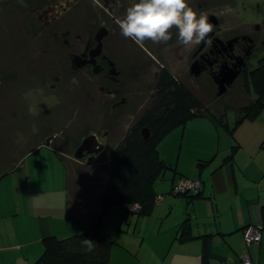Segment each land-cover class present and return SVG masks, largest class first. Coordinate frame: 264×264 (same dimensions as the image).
Returning a JSON list of instances; mask_svg holds the SVG:
<instances>
[{"label":"crops","instance_id":"0c3cea01","mask_svg":"<svg viewBox=\"0 0 264 264\" xmlns=\"http://www.w3.org/2000/svg\"><path fill=\"white\" fill-rule=\"evenodd\" d=\"M158 153L169 169L154 184L163 199L151 214L129 213L119 205L103 217L100 232L114 242L110 264H172L178 256L193 264H237L244 255L263 264L264 119L244 120L230 136L206 114L164 137ZM14 173L24 179L0 188L5 187L0 190V264H33L44 239L84 233L96 221L90 210L71 207L68 166L53 146L32 149L0 176V184ZM181 178L199 181L200 191L172 194ZM95 210L99 213L100 206ZM186 221L193 238L181 240ZM249 225L261 229L259 245L245 243L243 230Z\"/></svg>","mask_w":264,"mask_h":264},{"label":"rangeland","instance_id":"374dc122","mask_svg":"<svg viewBox=\"0 0 264 264\" xmlns=\"http://www.w3.org/2000/svg\"><path fill=\"white\" fill-rule=\"evenodd\" d=\"M28 1L32 8L33 2ZM188 3L208 17H216L218 24L214 25V32L221 40L235 35L251 36L257 52L249 60V69L257 67L258 61L264 57V0H188ZM61 20L64 22L52 29L41 28L37 23L33 26L35 18L21 0H0V69H4L11 59L13 93L24 95L23 108L19 106L18 114L13 117L9 147L6 148L3 135L0 141V176L19 164L35 147L53 146L68 166L70 205L78 212L90 210L89 215L97 216L95 208L108 177L107 166L112 154L128 129L154 101L162 71L189 91L207 114L230 127L242 115V110L256 100L243 75L219 97L211 75H191V58L199 45L185 47L179 44L175 29L167 44L146 41L141 48L123 37L117 26L113 29V38L107 41V47L113 56L120 58V64L132 76L133 87L124 94L127 103L115 105L111 96L97 89L102 77L91 75L88 70L71 72L67 60L69 48L61 42L67 32H70L68 39L85 38L95 32L90 27L92 23H89L85 9L74 6ZM255 25L259 26L258 30ZM118 33L122 42L114 37ZM44 37L48 39L42 42ZM56 37H59L58 42L53 39ZM78 47L83 52V44ZM134 61L137 70L132 69ZM52 76L60 77L61 81L55 82ZM39 81L43 87L37 90L34 85ZM25 97L30 103L28 107ZM259 117L264 119V111ZM34 120L42 123L37 133ZM90 131L98 136L106 132L107 139L104 136L99 138L105 143L103 151L90 159L74 158L72 148ZM52 134L61 135L62 139L50 146L46 140ZM23 179L21 173L7 175L1 179L0 188ZM0 190L4 192L5 187ZM111 224L112 220L106 225L109 230L104 231L107 234L112 233ZM113 227H117V222Z\"/></svg>","mask_w":264,"mask_h":264},{"label":"trees","instance_id":"16d2710c","mask_svg":"<svg viewBox=\"0 0 264 264\" xmlns=\"http://www.w3.org/2000/svg\"><path fill=\"white\" fill-rule=\"evenodd\" d=\"M243 76L256 100L242 110V115L231 129L224 122L217 121L229 131L230 136L242 121L255 120L264 111V57L255 69L245 71ZM206 114L207 111L189 91L162 71L154 101L128 129L108 163V179L99 198L100 211L96 221L89 224L84 233L65 239H44L43 253L33 264H110L114 242L100 232L104 215L112 207L135 203L141 206L140 211L132 212L125 207L126 211L140 216L150 215L156 200L154 184L169 169L159 156V143L176 128L184 127L189 121ZM143 129L147 130V137ZM180 233L181 240L193 238L187 221L181 225ZM84 237L96 242L94 251L84 250L81 243Z\"/></svg>","mask_w":264,"mask_h":264},{"label":"flooded vegetation","instance_id":"af4514ba","mask_svg":"<svg viewBox=\"0 0 264 264\" xmlns=\"http://www.w3.org/2000/svg\"><path fill=\"white\" fill-rule=\"evenodd\" d=\"M21 1L23 6L30 10L35 18V23L32 22V25L34 26L37 23L41 28L46 29H52L56 26L59 27V24L64 22L61 20L62 16L72 7L84 8L88 15L89 23H92L90 27L95 29V32H90V35L85 38L75 37L76 39L72 37L68 39L70 32L65 34L61 42L69 48L67 60L70 70L73 73L88 70L91 75L102 77V81L97 85L98 91L111 96L115 101V105H125V103H127L124 94L131 90L129 87H133V81L130 80L132 76L127 70H124L123 64H120V58H117L116 55L113 56L112 52L107 47V41L109 38H113V29L117 28L115 18L124 15L125 9L131 4L129 0H31L33 2L32 8L29 7V1ZM93 2H96L98 6L94 5ZM100 28H105L107 33L101 40L100 51L97 52L96 48L99 42L96 38V34ZM254 28L258 30L259 26L255 25ZM114 37L117 38L116 41L119 40V42H122L119 33ZM47 39L48 38L44 37L42 42ZM53 39L58 42L59 37ZM210 39L212 43L200 44L191 58L192 64L196 63V66L199 68L200 75L209 74L213 80L220 81L224 73L230 69L239 70L240 74L238 77L244 75L245 71H251L249 69V60L253 54L257 52L256 43L251 36L246 34L235 35L227 40H221L213 31V35ZM231 40L232 43L228 44V41ZM79 44H83V52L80 51L78 47ZM262 45H264V41ZM73 55L79 56L80 60L84 62L82 67L73 69L71 61ZM239 64H241V67H239ZM132 66V69L136 68L137 70L135 61ZM52 79H56L55 82L57 83L61 81L58 76H52ZM12 81L13 77L10 59L6 67L0 69V141H2L3 135L5 137L6 148H8L9 143H11L13 117H16L18 114L17 111L19 110V106L21 109L23 108L24 95H14ZM34 87L39 90L43 87V83L39 81ZM25 99V104L28 107L30 103L27 97H25ZM34 122L36 123L35 129L37 133L42 123L39 122V120H34ZM105 133L106 132H103L100 136H104L107 139ZM100 136L93 131H90L87 135H83L79 144L72 148L73 156L75 154H80L83 158L94 156L93 151L96 149L97 144L101 143L99 140ZM58 139H62V136L52 134L46 141L51 146ZM7 152L8 150L5 149V155H7Z\"/></svg>","mask_w":264,"mask_h":264},{"label":"clouds","instance_id":"9594fccd","mask_svg":"<svg viewBox=\"0 0 264 264\" xmlns=\"http://www.w3.org/2000/svg\"><path fill=\"white\" fill-rule=\"evenodd\" d=\"M123 37L141 48L146 41L167 44L177 34L179 44L189 47L211 44L215 26L208 15L191 7L188 0H133L122 17L115 18ZM75 83V81H74ZM86 252L94 251L96 242L84 237L81 241ZM172 264H193L189 257H176Z\"/></svg>","mask_w":264,"mask_h":264},{"label":"water","instance_id":"95a60500","mask_svg":"<svg viewBox=\"0 0 264 264\" xmlns=\"http://www.w3.org/2000/svg\"><path fill=\"white\" fill-rule=\"evenodd\" d=\"M209 20L210 22L213 24V25H217L218 24V21L216 19V17L214 15H211L209 17ZM106 29L105 28H100L96 34V38L98 39V46L96 48V51L99 52L100 49H101V40L102 38L106 35ZM213 35V33L211 34V36ZM210 36V37H211ZM232 43V40L231 41H228V44H231ZM71 61H72V65H73V69H77L79 67H82L84 62H82L79 58V56H75L73 55L71 57ZM239 67H241V64H239ZM190 74L191 75H194L195 77H198L200 75V70L199 68L196 66V63H193L190 67ZM240 74V71L239 70H234V69H230L228 70L227 72L224 73L223 77L221 78L220 81H215L214 79V82L215 84L217 85V96H222L228 89V87H230L235 81L236 79L238 78ZM143 132L146 134L145 137H147L148 135V132L146 129H143ZM49 144V143H48ZM104 145L105 144H102V143H98L97 146H96V149L93 151V157H96L99 153H101L104 149ZM74 158L76 159H82L83 156L80 155V154H75L74 155ZM91 157H89L88 159H90Z\"/></svg>","mask_w":264,"mask_h":264},{"label":"built area","instance_id":"2783aa9c","mask_svg":"<svg viewBox=\"0 0 264 264\" xmlns=\"http://www.w3.org/2000/svg\"><path fill=\"white\" fill-rule=\"evenodd\" d=\"M201 189V183L197 180H190L181 178L176 184H174L170 192L174 195H183L188 192L198 193ZM163 199L162 195L156 196L155 202H161ZM125 207L132 212H138L141 210V206L137 203L127 204ZM243 237L247 246L259 245L261 240V229L257 226L249 225L243 230ZM237 264H254L248 255H244L240 258ZM264 264V262H263Z\"/></svg>","mask_w":264,"mask_h":264}]
</instances>
